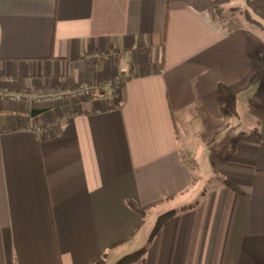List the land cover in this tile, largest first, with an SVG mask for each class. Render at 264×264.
<instances>
[{
    "label": "crops",
    "instance_id": "obj_1",
    "mask_svg": "<svg viewBox=\"0 0 264 264\" xmlns=\"http://www.w3.org/2000/svg\"><path fill=\"white\" fill-rule=\"evenodd\" d=\"M234 7L246 0L221 18L210 0H0L17 89L96 84L35 115L0 99V264H116L143 247L123 264H264V24ZM194 129L198 154L182 143Z\"/></svg>",
    "mask_w": 264,
    "mask_h": 264
},
{
    "label": "built area",
    "instance_id": "obj_2",
    "mask_svg": "<svg viewBox=\"0 0 264 264\" xmlns=\"http://www.w3.org/2000/svg\"><path fill=\"white\" fill-rule=\"evenodd\" d=\"M15 80L14 76L0 72V99L10 104H25L31 108H49L69 102L86 100L93 96L96 88L95 82L90 81L81 82L72 88L57 86L17 89ZM120 88V76H117L114 80V89L119 92ZM96 111L100 112L101 109ZM52 127L53 124L50 122L35 127V130L40 133H47Z\"/></svg>",
    "mask_w": 264,
    "mask_h": 264
},
{
    "label": "trees",
    "instance_id": "obj_3",
    "mask_svg": "<svg viewBox=\"0 0 264 264\" xmlns=\"http://www.w3.org/2000/svg\"><path fill=\"white\" fill-rule=\"evenodd\" d=\"M227 0H210V8L212 13L218 17L221 18L223 16V4L226 3ZM246 5L248 7V9L250 11H252L254 14H256L257 16H259L263 21H264V8L261 7L260 5H258L256 3V0H246ZM249 10H244L243 15L245 20L249 21V22H253L254 24L262 27V23L259 21L254 20L253 18H251L250 16V11ZM140 45L137 44L136 48H139ZM126 80V77L124 76V74H121V86L123 84V82ZM223 183L230 187L233 190L238 191L236 185L231 182L228 179H223L222 180ZM128 206L133 209L135 212H137L138 214H140L141 216L143 215L144 211L149 207V205L146 206H141L139 204H137L134 200L132 199H127L126 200ZM183 208L180 209H173V210H169L163 214H161L160 216H158L153 229L151 230L149 237H148V241H150L155 234L159 231V229L162 227V225L173 215L177 214L179 211H181ZM144 247L141 248L140 250L127 255L126 257H124L123 259H121L118 263L116 264H123L125 262H130L135 260L136 258H138L144 251ZM104 255L99 257L94 264H101L102 263V259H103Z\"/></svg>",
    "mask_w": 264,
    "mask_h": 264
},
{
    "label": "rangeland",
    "instance_id": "obj_4",
    "mask_svg": "<svg viewBox=\"0 0 264 264\" xmlns=\"http://www.w3.org/2000/svg\"><path fill=\"white\" fill-rule=\"evenodd\" d=\"M244 10H249L248 9V7L247 8H245V9H243V10H240V8L239 7H234L233 8V12H232V14L234 13V12H236V16H238V17H241V18H243V20H244V15H243V12H244ZM250 11V10H249ZM223 14V13H222ZM229 14V13H228ZM250 16H251V18H253L254 20L256 19V20H258L259 22H261L262 23V25L264 24V21L259 17V16H257L256 14H254L252 11H250ZM240 93V92H239ZM236 96V98H238V99H244V98H246L244 95H239V94H237V95H235ZM242 104H245V102L243 103V100L242 101H240ZM241 107H243V105L241 106ZM238 113H240V110H236V108L233 106V117H234V115H236V114H238ZM242 127L241 126H239L238 127V130L239 129H241ZM237 130V131H238ZM194 132H195V129H194V131L192 130V133L193 134H191V132H186V134H185V137H184V141L182 142L183 143V146H184V150L186 151V152H188V150L191 148L192 150H193V154H198V150L201 148V146H203V145H205V146H207V145H209V144H207V141H201L200 140V138L199 137H201L200 135H198V134H194ZM239 132V131H238ZM238 132H236V133H233V135H235V134H238ZM189 134H191V136L189 135ZM198 136V137H197ZM198 139V142H195V140H197ZM219 140H222L221 138L219 139ZM200 141V142H199ZM195 144H194V143ZM211 146H212V150H215V151H217V152H219V151H222L221 149H223V147L221 146V143L219 142V143H217V142H215L214 144L213 143H211L210 144Z\"/></svg>",
    "mask_w": 264,
    "mask_h": 264
},
{
    "label": "water",
    "instance_id": "obj_5",
    "mask_svg": "<svg viewBox=\"0 0 264 264\" xmlns=\"http://www.w3.org/2000/svg\"><path fill=\"white\" fill-rule=\"evenodd\" d=\"M45 110H46V108H33L31 114L32 115L39 114Z\"/></svg>",
    "mask_w": 264,
    "mask_h": 264
}]
</instances>
